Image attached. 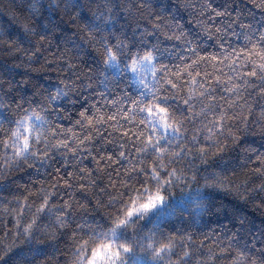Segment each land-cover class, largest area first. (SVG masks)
Returning <instances> with one entry per match:
<instances>
[{
    "label": "snow or ice",
    "instance_id": "obj_1",
    "mask_svg": "<svg viewBox=\"0 0 264 264\" xmlns=\"http://www.w3.org/2000/svg\"><path fill=\"white\" fill-rule=\"evenodd\" d=\"M181 7L193 13L199 35L173 27L174 21L156 23L152 29L162 33L170 43L161 45L157 40L140 51L138 46L129 49L131 41L119 32L112 33L114 43L107 42L108 33L102 34L105 60L118 70L114 77L128 73L129 82L138 91L127 98L123 93L113 96L96 93L90 111L82 108L72 125L67 128L59 125L60 131L54 130L53 146L61 157L60 162H53L50 172L41 169V176H33L28 183L20 185L22 191H0V229L3 230L0 258L15 247L18 229L27 234L38 228L48 240H55L58 228L67 223L63 217L69 210L86 209L91 204L103 206L104 194L128 183L132 173L151 174L161 183L170 184L172 177L178 179L177 167H170L175 158H180L181 166L186 161L206 162L209 156L224 152L230 142H235L241 130L252 126L264 131V22L246 18V8L237 5L233 9L227 0L223 6L214 0H182ZM253 7L264 13V0H255ZM114 9L122 11L129 20H151L154 12L149 0H120L118 8L113 0H103L93 11L101 15ZM103 18L108 20L113 16ZM155 19L158 21L160 17ZM216 20L220 23L209 22ZM24 27L27 29V24ZM149 34L150 30L146 29L143 36ZM233 37L236 41L226 39ZM153 48H163L169 59L157 60L159 53ZM116 49L129 54L127 64L120 63ZM17 50L11 48L12 52ZM146 95L161 98L153 102L145 100ZM37 120H41L38 114ZM31 127L29 117L25 116L24 130ZM19 140L23 149L29 148L28 135H20ZM14 146L20 154L21 147ZM50 152L48 149L36 155L47 163ZM249 170L264 174V155L254 156L241 173ZM4 175L0 170V177ZM228 180V176L217 172L207 183L237 191L241 181L231 184ZM243 182H247L246 178ZM162 199L158 184L146 199H133L115 224H125L126 217L147 210ZM256 203L264 207V202ZM45 213L52 223L42 219ZM235 235V232L211 231L205 235L189 229L168 233L147 244L162 264H240L238 256L245 253L233 247ZM121 247L132 251L128 243ZM104 248L107 257L94 249L89 264L97 257L108 264L120 256L115 246L106 243ZM39 264H47V260Z\"/></svg>",
    "mask_w": 264,
    "mask_h": 264
},
{
    "label": "clouds",
    "instance_id": "obj_2",
    "mask_svg": "<svg viewBox=\"0 0 264 264\" xmlns=\"http://www.w3.org/2000/svg\"><path fill=\"white\" fill-rule=\"evenodd\" d=\"M102 2L103 0H50V3L41 5V11L37 14L32 9L30 0H22L14 17L22 33L21 38H10L7 29H0V64L3 65L0 67V170L5 172L0 177V183H15V189L22 191L20 185L28 183L33 176H41V169L50 172L53 162L58 163L61 160L53 146L54 130L59 132V125L65 128L72 125L82 108L90 111L96 93L108 96L123 93L126 98L137 93L138 88L129 82L128 73L114 77L111 72L112 66L105 60L103 33H108L107 42L114 43L115 37L112 33L119 32L131 41L129 49L138 46L140 51L151 47L157 40L161 45L170 43L162 33L143 24L142 19L129 20L122 11L114 9L112 13L97 15L93 9L102 5ZM254 2L255 0H249L246 18L264 22V13L253 7ZM113 3L118 8L120 0H113ZM81 9L86 10L87 18H82ZM155 12L170 14L175 22L174 27L179 28H184L181 21L185 15L191 19L193 16L190 10L182 8L179 3H175L172 13ZM104 15H111L113 18L105 20ZM146 29L151 34L145 38L143 34ZM185 30L193 36L199 35L191 26ZM7 41L12 42L11 46ZM13 47L18 50L12 52ZM116 51L119 53L120 63L127 64L129 54L120 49ZM153 51L159 53L157 60L169 59L163 48H153ZM149 82H152L150 78ZM6 84L10 87H6ZM159 91L162 93L163 87ZM160 98L147 95L144 97L145 100L153 102ZM37 114L41 120H37ZM25 116L29 117L32 124L27 131L23 128ZM20 135H28V149H23ZM14 144L21 147L20 154L16 153ZM48 149L51 152L46 163L36 153ZM256 155H264V131L250 126L241 130L238 139L230 142L224 152L209 156L206 162L196 161L189 164L186 161L181 166L180 158H175L170 167H177L178 179L172 177L170 184L161 183L151 174L132 173L128 183L118 185L115 190L109 189L104 194L101 201L103 206L91 204L86 209L69 210L67 216L63 217L67 223L63 228H58L55 240H48L46 234L38 228L27 234L18 229L12 250L18 247L24 251L35 249L36 254L28 256L26 262L39 264V258L44 256L37 251L41 242H51L56 248L57 245L63 248L64 254L60 257L59 264H89V257L93 255L94 249H99L107 257L108 253L104 248L107 243L120 252V256L112 258L108 264H132V259L136 256L142 258L143 264H162V261L154 258V249L149 248L147 241L155 242L168 233L189 229L197 233L235 232L221 226L222 220L209 215L214 213V194L222 193L225 198L231 197L242 202L246 208L254 210V216L264 218V207L256 203L264 202V174L251 170L241 173L242 167ZM161 172L167 175L166 170L161 169ZM217 172L228 176V183L236 184L240 180L237 191L207 183L215 178ZM245 178L246 183L243 182ZM158 184L163 193L162 200L147 210L126 217L125 224H115L120 216L125 215L133 199H146ZM188 192L201 196L202 215L198 221L193 219L188 208H175V219L171 216L163 219L156 216L159 209L173 206L180 194ZM242 195L244 198H241ZM42 219L48 223L53 222L48 213ZM213 219H217V222L212 223ZM200 221L206 222L201 225ZM177 224H183L184 227H177ZM234 241L233 247H238L245 253L238 256L240 264H264V229L259 235L249 234L246 240L237 239L235 235ZM123 243H128L132 251L123 249ZM6 255L0 258V264H5ZM93 264H106V261L97 257Z\"/></svg>",
    "mask_w": 264,
    "mask_h": 264
},
{
    "label": "trees",
    "instance_id": "obj_3",
    "mask_svg": "<svg viewBox=\"0 0 264 264\" xmlns=\"http://www.w3.org/2000/svg\"><path fill=\"white\" fill-rule=\"evenodd\" d=\"M139 2V0H137ZM152 4V7L155 11L159 12H169L172 13L175 10V3L181 5L182 0H149ZM226 0H214V3L223 6ZM233 7L241 5L247 9V4L249 0H227ZM31 7L35 13L39 14L41 11V5L50 3V0H30ZM22 4V0H0V29H7L8 35L11 38L16 36V38H21L22 33L17 27V24L14 20L15 15L19 6ZM153 12V18L151 20L142 19V23L148 25L151 29L152 26L156 23L164 24L166 21H173V17L170 14H160ZM82 18H87V12L84 9H81ZM155 17H160L157 21ZM211 23H220L219 20L209 21ZM185 29L188 26H191L194 30L197 31L196 23L194 19L189 18L188 15H185L184 20L181 21ZM174 27V25H173ZM198 32V31H197ZM236 41V38H226ZM205 47L208 48L209 45L205 42ZM214 50V49H213ZM0 67H3L0 64ZM116 67L111 68V72L115 74L117 72ZM111 98V97H109ZM2 115V113H0ZM87 162V161H86ZM62 163V161H61ZM91 166V165H90ZM21 180L23 177L20 178ZM23 183V182H22ZM17 185L15 183L3 184L0 183V191H11L15 189ZM214 201V213L209 215H214L215 218L223 221L221 226L231 228L235 231L237 239L246 240L248 235L251 233H256L259 235L260 231L264 229V218H257L253 215L254 210L250 207L246 208L242 202L235 201L231 197L225 198L221 193L220 195H213ZM95 203V201H93ZM175 208H188L191 211L194 220H199L202 215L201 207V196L195 192H188L180 194L174 202L173 206H165L156 213V216L160 219L174 217ZM264 211V210H262ZM206 221H200V224L203 225ZM217 219H213L212 223H216ZM243 226V227H242ZM177 227H184L183 224H177ZM201 230V228H197ZM3 230L0 229V235H2ZM207 235V233H205ZM51 242H41L39 249L37 250L40 255H44L39 259L41 261L47 260V264H59L60 257L64 254L63 248ZM35 249L32 251L23 250L20 247L13 249L9 254L6 255L5 264H17V261H20V264H27L26 260L28 256L35 255ZM24 252V253H23ZM23 253V254H22ZM132 264H143L142 258L136 256L132 259Z\"/></svg>",
    "mask_w": 264,
    "mask_h": 264
}]
</instances>
